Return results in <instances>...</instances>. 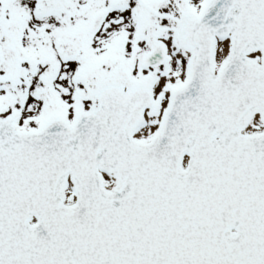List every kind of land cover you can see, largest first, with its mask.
Listing matches in <instances>:
<instances>
[{"label": "snow or ice", "instance_id": "6c2138e0", "mask_svg": "<svg viewBox=\"0 0 264 264\" xmlns=\"http://www.w3.org/2000/svg\"><path fill=\"white\" fill-rule=\"evenodd\" d=\"M0 264H264V0H0Z\"/></svg>", "mask_w": 264, "mask_h": 264}]
</instances>
